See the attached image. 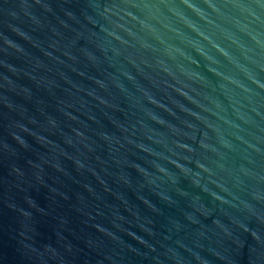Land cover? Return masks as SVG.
Here are the masks:
<instances>
[{
	"label": "water",
	"instance_id": "1",
	"mask_svg": "<svg viewBox=\"0 0 264 264\" xmlns=\"http://www.w3.org/2000/svg\"><path fill=\"white\" fill-rule=\"evenodd\" d=\"M0 264H264V0H0Z\"/></svg>",
	"mask_w": 264,
	"mask_h": 264
}]
</instances>
